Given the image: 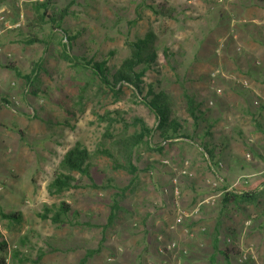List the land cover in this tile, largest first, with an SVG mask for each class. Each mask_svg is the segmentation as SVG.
Listing matches in <instances>:
<instances>
[{
	"label": "rangeland",
	"instance_id": "1",
	"mask_svg": "<svg viewBox=\"0 0 264 264\" xmlns=\"http://www.w3.org/2000/svg\"><path fill=\"white\" fill-rule=\"evenodd\" d=\"M47 1L54 19L67 9L59 23L37 19L43 11L37 5ZM227 2L0 0V241L8 246L6 264H36L40 253L44 262L37 264H79L87 248H98L101 229L83 224L105 225L116 189L129 185L132 176L115 169L109 156L126 164L119 141L139 132L135 120L150 130L131 154L136 180L120 194L117 218L89 264H226V250L232 251L230 264H264V66L255 59L248 64L233 37L236 26L244 34L242 27L251 24L238 13L221 21ZM160 6L169 14L157 15ZM148 32L156 58L143 85L168 97L180 126L167 140L143 104L144 93L128 85L110 92L68 60H105L114 71L129 55L126 42ZM32 36L39 41L25 44ZM66 36L76 38L67 43ZM76 144L90 154L93 183L110 181L112 188H93L85 176L61 170ZM58 173L74 177L78 187L49 193ZM236 186L256 187L255 199L223 204ZM62 202L76 224L41 218L44 208L53 214Z\"/></svg>",
	"mask_w": 264,
	"mask_h": 264
},
{
	"label": "trees",
	"instance_id": "2",
	"mask_svg": "<svg viewBox=\"0 0 264 264\" xmlns=\"http://www.w3.org/2000/svg\"><path fill=\"white\" fill-rule=\"evenodd\" d=\"M48 3L43 2L37 5L36 11L43 10L40 15L37 14V19L40 22H45L46 19L51 20V22L59 23L64 16H66V10L61 11V14L54 19V17H50L47 14ZM170 11L162 8L161 6L158 10L155 11L157 15L161 14L166 16L169 14ZM65 32V31H64ZM69 42H72L76 37L69 36L65 37ZM39 39L35 36H32L30 39L24 41L25 44H33L37 43ZM154 35L150 32L146 33L143 37L137 38L134 41H127L126 45L129 49V55L125 58L119 67L112 71L108 67H106V61L103 60L101 62H95L93 59H85V58H78V57H70L68 58L69 61L73 62V65L90 71L92 75L99 81V83L106 87V89L110 92L116 93L115 88L117 85H128L134 89V91L139 95L142 96L143 104L148 107L155 116L157 121V130L163 138V140H167L171 138V136H175L178 134V130L180 129L179 124L173 118L171 114V107L168 102V97L163 92H155L153 89V85L149 84L147 86L143 85V77L147 70H150L155 63L156 53L154 49ZM9 68H12L9 66ZM146 87V89H144ZM145 90V91H144ZM184 98L187 106V110L189 115L194 119L197 120L196 116V104L194 103L193 99L190 95L186 92L184 93ZM261 106V105H260ZM261 108H263L261 106ZM196 112V113H195ZM136 124L139 125V132L134 135V137H128L125 140L119 141V146L122 148V152L124 158H126V164L120 165L116 162L113 156H109L113 162V167L115 169H123L128 174L132 176L130 183L128 186H125L121 189H116V193L113 195V200L109 205V213L107 216L106 224L105 225H90V223H84L83 225L86 227H99L102 231L101 239L96 249H86L85 254L82 259L79 261V264H86L90 258L95 256V254L99 253L102 248V243L104 242V232L105 230L110 227L117 218V213L120 211V204L119 198H121L120 194H123L129 189V186L136 180L137 169L131 163V154L133 149L136 146L142 143L143 139L150 135V130L145 126V124L141 120H135ZM17 134L20 136V139L24 141L23 133L20 130L16 131ZM205 135H209L206 133ZM204 152L212 157V151L206 149L204 145ZM89 162H90V154L83 148L80 144H76L72 148H70L63 156L60 167L61 170L71 173L76 172L79 173L80 176H85L88 180L92 182V187L97 189H110V181H107L106 185H96L93 183V180L89 174ZM133 185V184H132ZM78 185L76 184V180L69 174L66 173H58L54 177V179L49 184V193L54 194H61L62 192L68 191L70 189L76 188ZM235 192H227L224 195L223 204L233 203L237 205L241 202H250L253 201L256 197L257 189L256 187H248L243 188L240 186L234 187ZM70 207L65 203H60L58 209L51 213V210L48 208H44L43 214L41 218L43 220L50 219L51 222L55 224H76L69 219ZM51 214V215H50ZM5 219H18V214H10V215H1ZM213 248L217 251V237L216 235L212 239ZM8 246L4 241H0V264H6V257L8 254ZM16 252V251H15ZM232 251L226 250L221 253L224 258L226 264H230L229 262V255ZM13 255H18L14 253ZM44 254H39L37 257V261L34 263H39L42 259Z\"/></svg>",
	"mask_w": 264,
	"mask_h": 264
},
{
	"label": "crops",
	"instance_id": "3",
	"mask_svg": "<svg viewBox=\"0 0 264 264\" xmlns=\"http://www.w3.org/2000/svg\"><path fill=\"white\" fill-rule=\"evenodd\" d=\"M226 5L219 12L221 17H228L229 13L239 14L243 17V19L250 23L251 26L249 28H243L245 31L244 34L240 32L239 27H235L233 29L234 34L233 37L239 39V44L241 48H243L245 57L247 59V63L252 60H259L264 66V0H229ZM219 6V5H218ZM226 12L224 14V12ZM247 37H246V36ZM245 36V37H244ZM245 58L241 57V59L236 58V64L243 62ZM252 59V60H251ZM231 61V59H230ZM235 62V61H234ZM244 63V62H243ZM250 64V62L248 63ZM247 72L250 70L248 66L246 67ZM90 249V248H87ZM100 253V252H99ZM43 259H41V262ZM87 261V264H89ZM44 262V261H43ZM44 264V263H43Z\"/></svg>",
	"mask_w": 264,
	"mask_h": 264
},
{
	"label": "built area",
	"instance_id": "4",
	"mask_svg": "<svg viewBox=\"0 0 264 264\" xmlns=\"http://www.w3.org/2000/svg\"><path fill=\"white\" fill-rule=\"evenodd\" d=\"M255 104H257V102H255ZM177 222H179V220H177ZM173 247H174V244L168 246L167 249L169 250V249H171V248H173Z\"/></svg>",
	"mask_w": 264,
	"mask_h": 264
}]
</instances>
